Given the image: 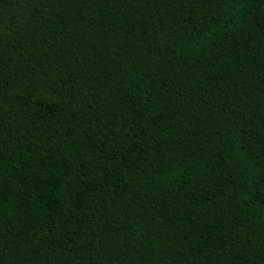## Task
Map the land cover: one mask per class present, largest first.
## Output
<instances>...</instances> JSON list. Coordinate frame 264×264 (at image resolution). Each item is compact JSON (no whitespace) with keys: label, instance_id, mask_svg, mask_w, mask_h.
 <instances>
[{"label":"trees","instance_id":"1","mask_svg":"<svg viewBox=\"0 0 264 264\" xmlns=\"http://www.w3.org/2000/svg\"><path fill=\"white\" fill-rule=\"evenodd\" d=\"M0 264H264V0H0Z\"/></svg>","mask_w":264,"mask_h":264}]
</instances>
